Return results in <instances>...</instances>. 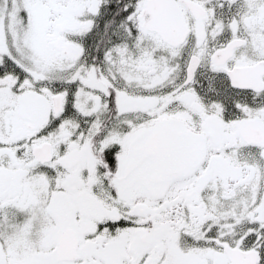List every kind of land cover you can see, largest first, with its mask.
Masks as SVG:
<instances>
[{"label":"snow or ice","instance_id":"obj_1","mask_svg":"<svg viewBox=\"0 0 264 264\" xmlns=\"http://www.w3.org/2000/svg\"><path fill=\"white\" fill-rule=\"evenodd\" d=\"M0 264H264V0H0Z\"/></svg>","mask_w":264,"mask_h":264}]
</instances>
